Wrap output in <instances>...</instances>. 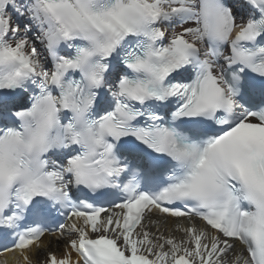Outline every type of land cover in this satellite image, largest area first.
<instances>
[{
	"label": "snow or ice",
	"instance_id": "1",
	"mask_svg": "<svg viewBox=\"0 0 264 264\" xmlns=\"http://www.w3.org/2000/svg\"><path fill=\"white\" fill-rule=\"evenodd\" d=\"M5 253L264 264V0H0Z\"/></svg>",
	"mask_w": 264,
	"mask_h": 264
},
{
	"label": "bare ground",
	"instance_id": "2",
	"mask_svg": "<svg viewBox=\"0 0 264 264\" xmlns=\"http://www.w3.org/2000/svg\"><path fill=\"white\" fill-rule=\"evenodd\" d=\"M17 261H18V255L15 257V258H10L6 260V264H17Z\"/></svg>",
	"mask_w": 264,
	"mask_h": 264
}]
</instances>
